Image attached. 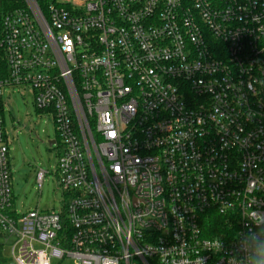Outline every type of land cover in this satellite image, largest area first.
<instances>
[{"label":"built area","instance_id":"1","mask_svg":"<svg viewBox=\"0 0 264 264\" xmlns=\"http://www.w3.org/2000/svg\"><path fill=\"white\" fill-rule=\"evenodd\" d=\"M17 87L55 122L58 211L15 206ZM256 230L264 0L0 2V264H242Z\"/></svg>","mask_w":264,"mask_h":264},{"label":"rangeland","instance_id":"2","mask_svg":"<svg viewBox=\"0 0 264 264\" xmlns=\"http://www.w3.org/2000/svg\"><path fill=\"white\" fill-rule=\"evenodd\" d=\"M11 94V95H9ZM7 104L4 120L8 140L9 160L13 174L15 206L20 212L39 210L58 211L63 194L56 184L58 140L53 118L37 111L30 91L15 88L4 93ZM47 172L42 186L38 182L39 173ZM11 257V250L4 252ZM53 264H74L71 260H53Z\"/></svg>","mask_w":264,"mask_h":264},{"label":"clouds","instance_id":"3","mask_svg":"<svg viewBox=\"0 0 264 264\" xmlns=\"http://www.w3.org/2000/svg\"><path fill=\"white\" fill-rule=\"evenodd\" d=\"M242 264H264V232L249 231L241 245Z\"/></svg>","mask_w":264,"mask_h":264},{"label":"trees","instance_id":"4","mask_svg":"<svg viewBox=\"0 0 264 264\" xmlns=\"http://www.w3.org/2000/svg\"><path fill=\"white\" fill-rule=\"evenodd\" d=\"M5 10H13L20 7L23 4V0H0ZM220 222H216L215 226H218ZM2 252L0 251V262L2 261Z\"/></svg>","mask_w":264,"mask_h":264},{"label":"water","instance_id":"5","mask_svg":"<svg viewBox=\"0 0 264 264\" xmlns=\"http://www.w3.org/2000/svg\"><path fill=\"white\" fill-rule=\"evenodd\" d=\"M55 144V141H52L49 143L50 147H52Z\"/></svg>","mask_w":264,"mask_h":264}]
</instances>
